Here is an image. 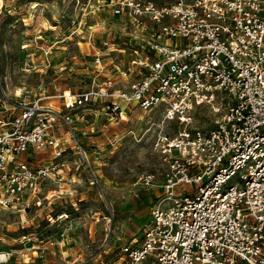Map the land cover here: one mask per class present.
<instances>
[{
    "label": "built area",
    "instance_id": "1",
    "mask_svg": "<svg viewBox=\"0 0 264 264\" xmlns=\"http://www.w3.org/2000/svg\"><path fill=\"white\" fill-rule=\"evenodd\" d=\"M109 5L120 29L91 41L86 88L37 96L25 88L9 116L0 105V208L34 211L35 218L52 202L47 181L61 196L68 190L62 183L75 187L87 178L103 196L105 183L80 132H95L104 116L102 131L115 145L123 135L108 133L110 124L155 111L161 117H149L139 138L132 128L127 133L136 140L151 135L162 170L142 171L138 182L149 189L163 178L162 190L141 237L121 246L116 264H264V0ZM4 98L11 103L6 92ZM203 107L218 115L208 129L193 125ZM40 153L48 158L33 163ZM82 200L71 204L79 210ZM46 217L50 224L68 221L41 241L42 252L64 243L74 227L66 211ZM12 254L0 250V264Z\"/></svg>",
    "mask_w": 264,
    "mask_h": 264
},
{
    "label": "rangeland",
    "instance_id": "2",
    "mask_svg": "<svg viewBox=\"0 0 264 264\" xmlns=\"http://www.w3.org/2000/svg\"><path fill=\"white\" fill-rule=\"evenodd\" d=\"M110 1L0 0V105L2 108L5 103L7 108L1 113L3 116L18 111V93L25 88H32L37 96L61 87L81 89L87 86L93 66L90 45L86 43L92 35L91 40L102 38L107 26L113 24ZM5 92L11 103L5 101ZM154 112L147 114L138 110L132 122L110 124L108 133L123 135L115 145L107 141L100 129L108 122L104 116L96 119L95 132L83 135L84 144L105 183L103 196L96 187L88 184L87 178L75 187L70 184L71 192L67 195L59 196L56 189L50 192L55 194L52 203L46 205L48 210L53 214L66 211L74 219V227L68 235L70 240L80 223L86 238L81 243L86 264H90L97 250L104 248L110 249L105 264H116L120 260L121 246L133 237H141L150 208L142 209L135 202L143 188L138 182L139 174L142 171L159 173L162 163L152 149L151 135L146 134L141 140H136L127 130L134 129L139 138L149 117L156 120L161 117L159 112ZM217 118L218 115L210 108L203 107L195 113L193 125L208 129L215 126ZM170 127L176 129L178 125L172 123ZM30 154L25 153V156ZM45 158L47 155L40 153L31 161L37 164ZM79 197L83 200L78 203L77 210L71 202ZM90 209V215L97 214L96 219L88 215ZM28 216L22 218L17 211L0 208V250L13 251L4 264H47L44 258L48 252L40 251L41 240L58 234L60 227L68 221L50 224L46 215L42 220L37 216L33 220L37 226H34ZM109 225L111 231L107 237ZM95 233L98 234L97 240L94 239ZM25 234L32 239L24 240L22 235ZM34 250H38V254H33Z\"/></svg>",
    "mask_w": 264,
    "mask_h": 264
},
{
    "label": "crops",
    "instance_id": "3",
    "mask_svg": "<svg viewBox=\"0 0 264 264\" xmlns=\"http://www.w3.org/2000/svg\"><path fill=\"white\" fill-rule=\"evenodd\" d=\"M113 17H112V20H113V24L112 25H108L107 28H106V32H105V35L102 37V38H96V39H92V36H91V39H89L88 43V46L90 45V49H91V62L93 60V53H92V48H91V45H92V42H100L101 40H103L104 38H107L110 36V33L111 31H113L114 29H120V25L117 23V16L114 15V13H112ZM95 27H93V30H96L94 29ZM94 31H92V34H93ZM92 41V42H91ZM28 45V44H26ZM92 66H93V63H92ZM92 74H93V67H92V72H91V75H90V82L87 84V86L91 83L92 81ZM87 86L81 88V89H84L86 88ZM63 88H70V89H73L71 87H61L53 92H50V93H54V92H58L59 90L63 89ZM73 90H80V89H73ZM82 127V125L80 126ZM101 131H102V127L100 128ZM80 135L83 139V133L80 132ZM84 141V140H83ZM163 182V178H160L158 183L155 184L154 187H151L149 189H144V188H141L142 191H140V195H137L138 197H136V200L135 202L137 203V205L142 208V209H145V208H151V205L154 203L158 193H160V191L162 190V183ZM70 183H62V187H66V189H71V187L69 186ZM54 189H56V192L57 191V184L54 183L53 181H47L46 182V188H45V192L44 193H48L49 196H51L50 198L52 199V197L54 196V192L51 194L50 192L53 191ZM68 190H66V195L68 194ZM83 198V197H82ZM74 201V200H73ZM52 203V202H51ZM51 203H45L42 207L38 208L37 209V213H36V216L35 218H32L33 216V212L29 211V212H23V211H17L20 213L21 217L24 218V217H27L28 218H31V221L34 223V226H37L36 223L33 221V220H36L37 216L38 218L37 219H44L45 218V215L49 214L50 212H52L51 210H48L47 207L49 206H46L47 204L50 205ZM47 208V209H45ZM92 210V209H90ZM150 212V211H149ZM150 219V216L149 218H147L146 222ZM145 222V223H146ZM79 222L77 224V227H76V230H75V235H74V240H70V238H67L65 240L64 243H62L61 245H54V246H50L49 249L47 250L48 254L45 256L44 260L48 261L47 264H50V262L52 260H54L53 262L54 263H51V264H72L74 262H80V261H84V256H83V248L81 246V243L83 241L86 240V238H84L82 232H81V226H79ZM108 232L106 233V236H107ZM57 236V233H54L52 235H49L48 237L46 238H43L44 241H47L49 239H52V238H55ZM31 237V236H29ZM90 237H92V235H90ZM1 238V237H0ZM23 238V237H22ZM137 238V237H135ZM32 239V238H31ZM94 239L97 240L98 239V234L95 233L94 235ZM134 239V237L132 238ZM131 239V240H132ZM42 241V240H41ZM129 242V241H128ZM78 243L80 244L78 246ZM45 244V243H44ZM43 244V245H44ZM40 247V245H39ZM110 250V249H109ZM107 248H104L103 250H97L95 252V256L93 257V259L91 258V262L90 264H105V260L108 258V253L110 252ZM33 254H38V251L34 250L33 251ZM86 264V263H85ZM110 264H113V263H110Z\"/></svg>",
    "mask_w": 264,
    "mask_h": 264
},
{
    "label": "bare ground",
    "instance_id": "4",
    "mask_svg": "<svg viewBox=\"0 0 264 264\" xmlns=\"http://www.w3.org/2000/svg\"><path fill=\"white\" fill-rule=\"evenodd\" d=\"M21 92V91H20ZM19 94V93H18Z\"/></svg>",
    "mask_w": 264,
    "mask_h": 264
}]
</instances>
